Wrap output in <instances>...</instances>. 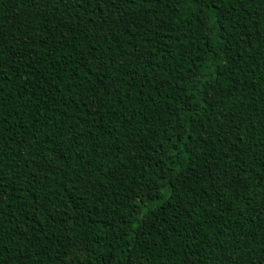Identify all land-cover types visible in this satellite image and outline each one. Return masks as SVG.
<instances>
[{
  "label": "trees",
  "instance_id": "1",
  "mask_svg": "<svg viewBox=\"0 0 264 264\" xmlns=\"http://www.w3.org/2000/svg\"><path fill=\"white\" fill-rule=\"evenodd\" d=\"M105 7L0 0V264H264V0Z\"/></svg>",
  "mask_w": 264,
  "mask_h": 264
},
{
  "label": "snow or ice",
  "instance_id": "2",
  "mask_svg": "<svg viewBox=\"0 0 264 264\" xmlns=\"http://www.w3.org/2000/svg\"><path fill=\"white\" fill-rule=\"evenodd\" d=\"M85 2L89 5V6H93V10L96 11L98 14H101V19H105L106 17L103 16L102 14L105 13L106 11V5L108 6L107 7V10L108 11H119V8L118 7H115L114 6H117L119 5L120 3L123 2V0H85ZM129 2H132L134 3L135 0H129ZM215 2V0H213V3ZM80 7H83L84 4L81 3L79 5ZM146 195V193H145ZM143 200V197H140L137 199V204H140ZM134 227H138L137 225H133Z\"/></svg>",
  "mask_w": 264,
  "mask_h": 264
}]
</instances>
